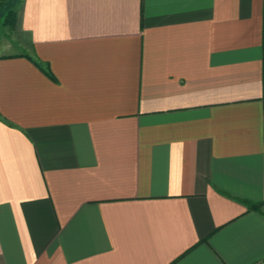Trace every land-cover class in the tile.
<instances>
[{"label":"crops","instance_id":"0c3cea01","mask_svg":"<svg viewBox=\"0 0 264 264\" xmlns=\"http://www.w3.org/2000/svg\"><path fill=\"white\" fill-rule=\"evenodd\" d=\"M0 264H264V0H21Z\"/></svg>","mask_w":264,"mask_h":264},{"label":"rangeland","instance_id":"374dc122","mask_svg":"<svg viewBox=\"0 0 264 264\" xmlns=\"http://www.w3.org/2000/svg\"><path fill=\"white\" fill-rule=\"evenodd\" d=\"M21 0H5L3 5H0V52L3 50V45L10 38V24H3V19L8 11L16 10Z\"/></svg>","mask_w":264,"mask_h":264},{"label":"trees","instance_id":"16d2710c","mask_svg":"<svg viewBox=\"0 0 264 264\" xmlns=\"http://www.w3.org/2000/svg\"><path fill=\"white\" fill-rule=\"evenodd\" d=\"M4 1L5 0H0V5H3ZM14 15H15V11L10 9L3 19V24L11 25L14 20ZM243 202L246 203L250 209H255V210H260L262 204L261 202H254L246 199H243Z\"/></svg>","mask_w":264,"mask_h":264}]
</instances>
